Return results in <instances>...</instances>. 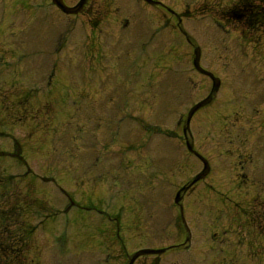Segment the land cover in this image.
Returning <instances> with one entry per match:
<instances>
[{"label":"rangeland","instance_id":"374dc122","mask_svg":"<svg viewBox=\"0 0 264 264\" xmlns=\"http://www.w3.org/2000/svg\"><path fill=\"white\" fill-rule=\"evenodd\" d=\"M158 1L0 0V264H264V0Z\"/></svg>","mask_w":264,"mask_h":264},{"label":"water","instance_id":"95a60500","mask_svg":"<svg viewBox=\"0 0 264 264\" xmlns=\"http://www.w3.org/2000/svg\"><path fill=\"white\" fill-rule=\"evenodd\" d=\"M51 1H52V3H53L54 5H56L61 11H63V12L66 13V14H75V13H77V12L82 8L83 4L86 2V0H78V2H77L76 4H74V5H72V6H67V5L63 2V0H51ZM146 1L149 2V3H151V4L158 3L157 1H154V0H146ZM194 54H195V56H194V58H193V65H194V67H195L200 73L205 74V75H207V76L210 77V79H211V81H212L213 88H214V87H217V86H218V83H219L218 79L215 78V77L212 75L211 72L204 70V69L201 68L200 65H199V50H198V48H195V50H194ZM209 99H210V95H208L206 98L202 99L201 101L197 102V103H196V104L190 109V111L188 112V116H187V122H188L190 116L192 115V113H193L197 108H199L200 106H202V105H204L205 103H207V102L209 101ZM187 146H188L189 149L191 148L189 144H187ZM195 154H196V155L201 159V161L203 162L204 170H203L202 173L197 174V175L194 177V179H193L192 182L198 180V179H199V178H200V177H201V176L207 171V163H206V160L203 159L199 154H197V153H195ZM163 250H164V249H151V248H142V249H139V250H137V251L132 255V257L130 258L128 264H131V263L133 262V260H134L137 256H139V255H141V254H147V253H148V254H149V253H160V252H162Z\"/></svg>","mask_w":264,"mask_h":264},{"label":"flooded vegetation","instance_id":"af4514ba","mask_svg":"<svg viewBox=\"0 0 264 264\" xmlns=\"http://www.w3.org/2000/svg\"><path fill=\"white\" fill-rule=\"evenodd\" d=\"M88 1V0H87ZM86 1V2H87ZM140 1H142L143 3H146V4H148L146 1H144V0H140ZM85 5H86V3L84 4V6H83V8L81 9V11L80 12H82V11H84V9H85ZM154 5H157V4H154ZM79 12V13H80ZM127 19H125L124 21H123V26L125 25V24H127ZM196 112V111H195ZM195 112L193 113V115L195 114ZM192 115V116H193ZM191 116V117H192ZM191 119V118H190ZM184 122V125H183V127L185 126V119H184V121H182V119L180 120V121H178V123H183ZM189 123H190V120H189ZM188 126H189V124H188ZM182 127V128H183ZM188 128V127H187ZM187 130V129H186ZM184 143H185V140H184ZM187 149V148H186ZM188 150V149H187ZM189 151V150H188ZM189 152H191V151H189ZM192 153V152H191ZM196 183V182H195ZM188 185V184H187ZM187 185H184L186 188L184 189V192H178V190H179V188L181 187H179L178 189H177V191L175 192V194H174V196H173V199H172V201H171V204H172V206L173 207H175L176 209H177V211H178V214H179V217H180V222H181V224L183 225V227L185 228V231H188V230H186V228L188 227L187 226V224H186V220H185V205L182 203V201L184 200V196H185V192L187 191V190H189L190 188H192V186L194 185V184H192L191 186H188L187 187ZM183 186V185H182ZM177 193H178V195H177ZM183 217H184V219H183ZM3 223H6L7 221H6V218H4L3 220ZM117 230V236L119 237V229H116ZM110 258L114 261V259L115 260H121L122 258H120V257H117V256H113V255H111V254H108L107 256H106V261L105 262H108L109 260H110ZM136 261V260H135ZM135 261L132 263V264H134L135 263ZM122 262V261H121ZM110 264H114V263H110ZM121 264V263H120ZM127 264V263H126Z\"/></svg>","mask_w":264,"mask_h":264},{"label":"trees","instance_id":"16d2710c","mask_svg":"<svg viewBox=\"0 0 264 264\" xmlns=\"http://www.w3.org/2000/svg\"><path fill=\"white\" fill-rule=\"evenodd\" d=\"M264 19V18H263ZM262 23H264V20H263V22Z\"/></svg>","mask_w":264,"mask_h":264}]
</instances>
